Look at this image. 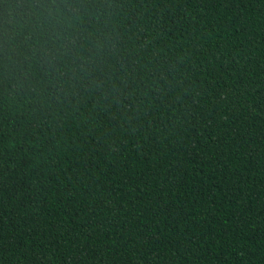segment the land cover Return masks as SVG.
<instances>
[{
	"label": "trees",
	"instance_id": "1",
	"mask_svg": "<svg viewBox=\"0 0 264 264\" xmlns=\"http://www.w3.org/2000/svg\"><path fill=\"white\" fill-rule=\"evenodd\" d=\"M0 0V264H264V0Z\"/></svg>",
	"mask_w": 264,
	"mask_h": 264
},
{
	"label": "clouds",
	"instance_id": "2",
	"mask_svg": "<svg viewBox=\"0 0 264 264\" xmlns=\"http://www.w3.org/2000/svg\"><path fill=\"white\" fill-rule=\"evenodd\" d=\"M60 10H63L70 15L73 11V8L70 3H64L63 0H53L50 7V11L52 12V14H56Z\"/></svg>",
	"mask_w": 264,
	"mask_h": 264
}]
</instances>
